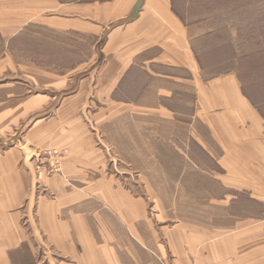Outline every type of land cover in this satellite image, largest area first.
Returning <instances> with one entry per match:
<instances>
[{"label":"crops","instance_id":"obj_1","mask_svg":"<svg viewBox=\"0 0 264 264\" xmlns=\"http://www.w3.org/2000/svg\"><path fill=\"white\" fill-rule=\"evenodd\" d=\"M137 1L0 0V264H264L257 5ZM30 35L87 61L22 64Z\"/></svg>","mask_w":264,"mask_h":264},{"label":"rangeland","instance_id":"obj_2","mask_svg":"<svg viewBox=\"0 0 264 264\" xmlns=\"http://www.w3.org/2000/svg\"><path fill=\"white\" fill-rule=\"evenodd\" d=\"M220 6H231L233 2H240L241 4L247 3V0H219L218 1ZM251 3H256L257 5V19H256V25L251 27H244L242 29V37L244 35H250L251 39H255L254 43L256 45L257 50V56L255 58H252L248 60V63L245 67V70L243 71V77L245 79L246 84V91L248 93H251V95L258 99L260 102V99L263 97L264 99V0H250ZM262 8V10H261ZM263 14V16H262ZM263 20V21H262ZM48 38L49 41L55 40V35H30L29 41H22L17 46V55H18V62L24 64V63H32V65L54 70L57 72L66 71L67 69H71L72 65L78 61L81 63L87 61L86 58H84L85 55L88 54V44L86 46H82L81 48V58H71L64 54H62L60 51L58 52V49L56 47L55 42H49L44 41V39ZM67 54V53H65ZM71 54V53H69ZM71 56V55H69ZM250 82H254L251 86ZM262 100V99H261ZM263 112H264V106H263ZM264 114V113H263ZM58 151V150H57ZM64 153V152H63ZM38 157V165H42V161L45 157V152L42 154H39ZM64 157V155H63ZM46 158V157H45ZM118 166L120 162L118 161ZM59 173L55 174H61ZM41 173H38V175ZM54 175V174H53ZM51 175H49L50 177Z\"/></svg>","mask_w":264,"mask_h":264},{"label":"built area","instance_id":"obj_3","mask_svg":"<svg viewBox=\"0 0 264 264\" xmlns=\"http://www.w3.org/2000/svg\"><path fill=\"white\" fill-rule=\"evenodd\" d=\"M64 153L57 150H48L45 152V157L50 160L49 169L46 170L47 175H53L61 171V160Z\"/></svg>","mask_w":264,"mask_h":264},{"label":"water","instance_id":"obj_4","mask_svg":"<svg viewBox=\"0 0 264 264\" xmlns=\"http://www.w3.org/2000/svg\"><path fill=\"white\" fill-rule=\"evenodd\" d=\"M145 0H138L131 15L128 17V19L126 20L127 22H131L133 20H135L138 17L139 11L142 8V5L144 3Z\"/></svg>","mask_w":264,"mask_h":264}]
</instances>
